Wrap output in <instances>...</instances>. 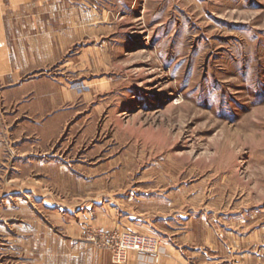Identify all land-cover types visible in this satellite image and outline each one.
Listing matches in <instances>:
<instances>
[{"label":"rangeland","instance_id":"rangeland-1","mask_svg":"<svg viewBox=\"0 0 264 264\" xmlns=\"http://www.w3.org/2000/svg\"><path fill=\"white\" fill-rule=\"evenodd\" d=\"M72 3L110 32L59 56L78 100L47 153L20 163L3 142L0 264H117L99 227L156 238L155 262L169 244L185 264H264V0Z\"/></svg>","mask_w":264,"mask_h":264},{"label":"crops","instance_id":"crops-1","mask_svg":"<svg viewBox=\"0 0 264 264\" xmlns=\"http://www.w3.org/2000/svg\"><path fill=\"white\" fill-rule=\"evenodd\" d=\"M71 2L0 0V167L8 158L3 155V142L16 153L13 159L31 162L47 153L51 142L63 134V124L76 114L72 105L78 100V90L53 68L59 56L71 51L94 53L95 39L108 35L110 25L105 14H78L77 10L61 13L62 8L75 9ZM41 172L44 177L52 176L45 178L47 181L63 182L64 176L68 181L73 179L70 174L51 169ZM97 220L108 227L115 224L103 214ZM164 246L168 254L161 255L159 262L153 256L132 253L127 264H185L175 247ZM88 255L91 264H113L107 253L102 257L96 249Z\"/></svg>","mask_w":264,"mask_h":264},{"label":"built area","instance_id":"built-area-1","mask_svg":"<svg viewBox=\"0 0 264 264\" xmlns=\"http://www.w3.org/2000/svg\"><path fill=\"white\" fill-rule=\"evenodd\" d=\"M91 239L98 245L108 248L112 252L114 263L126 264L132 253L155 254L159 248V241L152 237L134 232L108 230L97 228Z\"/></svg>","mask_w":264,"mask_h":264}]
</instances>
